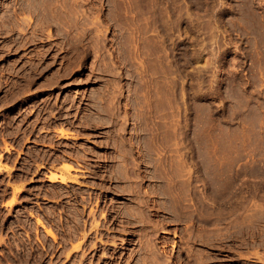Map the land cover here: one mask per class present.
<instances>
[{
  "label": "rangeland",
  "instance_id": "1",
  "mask_svg": "<svg viewBox=\"0 0 264 264\" xmlns=\"http://www.w3.org/2000/svg\"><path fill=\"white\" fill-rule=\"evenodd\" d=\"M21 2L0 0V264H264V0H66L67 25Z\"/></svg>",
  "mask_w": 264,
  "mask_h": 264
},
{
  "label": "bare ground",
  "instance_id": "2",
  "mask_svg": "<svg viewBox=\"0 0 264 264\" xmlns=\"http://www.w3.org/2000/svg\"><path fill=\"white\" fill-rule=\"evenodd\" d=\"M36 1V2H35ZM45 3H40V2H38L37 0H22V2L19 4L20 6H19V9L21 8V10H23V11H27V12H30L31 13V11L33 12L34 10H36L37 11V14H39L41 17V22H43V20L44 21H47V19L49 20V19H51V18H53V20H55L56 18H60V19H62L63 18V22H64V17L69 13V11H68V13H67V9H66V7H65V1L66 0H51L49 3L47 2V0H43ZM154 1V0H153ZM35 3H37V4H43V5H40L39 7H37V4H35ZM147 3V2H146ZM160 3V2H159ZM69 4V3H68ZM71 5L73 6V5H77V0H72V3H71ZM156 5V6H155ZM154 5V7H156V10H158V7H157V3ZM153 6V5H152ZM159 6V5H158ZM78 7V6H77ZM144 7H146V6H144ZM147 7H149V6H147ZM70 8V7H69ZM71 9V8H70ZM72 10V9H71ZM74 10H75V8H74ZM73 11V10H72ZM148 11V10H147ZM74 12V11H73ZM150 12H151V10H150ZM153 12V11H152ZM76 13H77V11H76ZM154 13V12H153ZM70 14H71V12H70ZM74 14V13H73ZM79 14V13H78ZM149 14V13H148ZM152 14V13H151ZM72 15V14H71ZM38 16V15H37ZM76 16V15H75ZM74 16V17H75ZM145 16V15H144ZM154 16V15H153ZM67 17V16H66ZM143 17V16H142ZM151 17V16H150ZM38 18V17H37ZM145 18V17H144ZM22 20L20 21V22H18L19 24H22L23 22H25V21H28V22H30V20L32 19L30 16H27V17H22L21 18ZM146 19V18H145ZM144 19V20H145ZM148 19V18H147ZM52 20V21H53ZM57 20H59V19H57ZM143 20V19H142ZM143 20V21H144ZM51 21V20H50ZM68 21V20H67ZM53 22H56V21H53ZM45 23V22H44ZM65 23V22H64ZM68 23V22H67ZM60 24V23H59ZM66 24V23H65ZM67 25V24H66ZM69 25V24H68ZM47 26H48V24H47ZM38 27V26H37ZM63 27H65V26H63ZM66 29V28H65ZM64 29H62V31H63ZM18 32V31H17ZM35 32V31H34ZM49 32V31H48ZM64 32V31H63ZM64 34V33H63ZM49 35V34H48ZM65 35H66V32H65ZM157 35V34H156ZM158 42V41H157ZM78 45V44H77ZM156 45H157V43H156ZM81 48H82V46H81ZM83 49V48H82ZM84 50H86L85 48H84ZM83 51V50H82ZM80 54V53H79ZM175 68V67H174ZM144 71V70H143ZM174 71H176V68H175V70ZM145 72V71H144ZM113 73V72H112ZM173 73H175V72H173ZM115 74V73H114ZM139 75V74H138ZM158 75V74H157ZM172 77H173V75H172ZM141 78V77H140ZM175 78V77H174ZM157 79V78H156ZM177 79V78H176ZM114 80V79H113ZM159 80V79H158ZM158 80H157V82H158ZM144 81V80H143ZM154 81V80H153ZM119 82V81H118ZM116 83V82H115ZM114 83V84H115ZM171 83V82H170ZM112 84V83H111ZM140 84V83H139ZM146 84L147 83H145V86H146ZM120 85V84H119ZM156 85V84H155ZM176 85L177 84H175V79H173V81H172V85H170L171 86V93H172V96L174 97L175 95H176ZM106 87V86H105ZM113 87H115V86H113ZM118 88H119V86H117ZM150 87V86H149ZM140 88V87H139ZM144 88V87H143ZM159 88V87H158ZM104 89V88H103ZM114 89V88H113ZM113 89H111V90H113ZM120 89V88H119ZM148 89V88H147ZM138 90V89H137ZM141 91V90H140ZM143 91H144V89H143ZM147 91H149V90H147ZM106 92V91H105ZM105 92H103V93H105ZM138 92V91H137ZM112 93H114V92H112ZM94 94V93H93ZM108 94V93H107ZM106 94V95H107ZM117 94V93H116ZM143 94V93H142ZM145 95V94H144ZM115 96V95H114ZM137 96V95H136ZM98 97V96H97ZM105 97V96H104ZM139 97V96H138ZM103 98V97H102ZM101 98V99H102ZM120 98V97H119ZM67 99V98H66ZM74 99V98H73ZM97 99V98H96ZM108 99V98H107ZM113 99V98H112ZM134 99V98H133ZM71 100V99H70ZM110 100H111V98H110ZM110 100H109V102H110ZM67 101V100H66ZM100 101H102V100H100ZM99 101V102H100ZM108 101V100H107ZM112 103L114 102V101H111ZM111 102H110V104H111ZM142 102H144V101H142ZM147 102V101H146ZM156 102V101H155ZM106 103V102H105ZM108 103V102H107ZM136 103V102H135ZM138 103V102H137ZM157 103V102H156ZM155 103V104H156ZM114 104H115V102H114ZM139 104H140V102H139ZM144 104V103H143ZM142 104V105H143ZM149 104V103H148ZM158 104V103H157ZM100 105V104H99ZM99 105H98V107H99ZM121 105V104H120ZM120 105H118L117 107H119ZM141 105V104H140ZM139 105V106H140ZM146 105V104H145ZM100 106H102L103 107V105H100ZM112 106V105H111ZM116 107V105H113V107ZM138 106V107H139ZM102 107H100V109H102ZM108 107H109V104H108ZM103 108H105V107H103ZM106 108H107V106H106ZM112 108V107H111ZM115 109H117V111H118V109L119 108H115ZM114 109V110H115ZM143 109V108H142ZM147 109H148V106H147ZM103 110V109H102ZM105 110V109H104ZM103 110V111H104ZM114 110H112V111H114ZM120 110V109H119ZM127 110V109H126ZM150 110V109H149ZM106 111V110H105ZM147 111V110H146ZM107 112V111H106ZM109 112V111H108ZM152 112V111H151ZM104 113V112H103ZM135 113V112H134ZM133 113V114H134ZM140 113V112H139ZM150 113V112H149ZM148 113V114H149ZM109 114V113H108ZM115 114V113H114ZM120 114V113H119ZM141 114V113H140ZM147 114V115H148ZM104 115V114H103ZM116 116V115H115ZM133 116V115H132ZM138 116V115H137ZM119 117V116H118ZM102 118V117H101ZM93 120V119H92ZM102 120V119H101ZM142 121V120H141ZM93 122V121H92ZM137 122V121H136ZM110 123H112V122H110ZM140 123V122H139ZM88 125H90V124H88ZM139 125V124H138ZM132 126V125H131ZM146 126V125H145ZM142 127V126H141ZM174 127V126H173ZM114 128V127H113ZM146 130H147V128H146ZM121 131V130H120ZM143 131H145V130H143ZM157 131V130H156ZM60 132H61V135L62 136H64V137H68L70 134L68 133V132H65V131H63V130H60ZM106 132V131H105ZM127 132V131H126ZM141 132V131H140ZM147 132V131H146ZM153 133H155V132H153ZM96 135V134H95ZM123 135V134H122ZM121 135V136H122ZM72 136V135H71ZM114 136V135H113ZM156 136V135H155ZM158 136V135H157ZM73 138H74V136H72ZM134 137V136H133ZM139 137V136H138ZM71 138V137H70ZM76 138V137H75ZM125 138V137H124ZM103 140V139H102ZM124 142V141H123ZM123 142H121V143H123ZM132 142V141H131ZM143 142V141H142ZM146 142V141H145ZM118 143V142H117ZM124 144V143H123ZM131 144V143H130ZM129 144V145H130ZM145 144V143H144ZM148 144V143H147ZM127 145H128V143H127ZM128 145V146H129ZM132 145H134V144H132ZM131 145V146H132ZM79 146V145H78ZM106 146V145H105ZM119 146H120V143H119ZM123 147H119V149H121V152L122 153H120V154H122L123 156H121V157H124L125 159L126 158H128V156H129V161L130 162H132L131 160L132 159H134V158H132L133 157V152H132V148H131V146H125V145H122ZM145 146V145H144ZM86 148V147H85ZM6 150H8V148H6ZM76 150V149H75ZM78 150H76V152H77ZM158 151V150H157ZM120 152V151H119ZM148 152H149V150H148ZM89 153V152H88ZM100 153V152H99ZM141 153V152H140ZM79 154V153H78ZM106 155V154H105ZM119 155V154H118ZM98 156V155H97ZM103 156V155H102ZM83 157V156H82ZM120 157V156H119ZM130 157H131V159H130ZM158 157V156H157ZM123 158V159H124ZM122 159V160H123ZM107 160V159H106ZM112 160V159H111ZM115 160V159H114ZM127 160V159H126ZM118 161H119V159H118ZM134 161H136V159L134 160ZM133 161V165H135V163H137V162H134ZM159 161V160H158ZM157 161V162H158ZM122 162V163H121ZM125 162H127V161H119V162H117V164H119V163H121V164H119V165H117V167H118V169H120V172L124 175V174H126L124 177H128L127 176V174H129V176H131L133 173H134V168H136V165L135 166H131V167H128L131 163H125ZM161 163V162H160ZM129 164V165H128ZM163 164V163H162ZM161 164V165H162ZM115 165V166H116ZM155 166V165H154ZM158 166H159V164H158ZM157 166V167H158ZM117 167H116V170H118L117 169ZM163 167V166H162ZM64 168L67 170V171H69V170H78V168H76V167H74L72 164H68V165H66V164H64ZM164 168V167H163ZM113 169H114V167H113ZM137 169V168H136ZM159 170V169H158ZM116 172V171H115ZM119 172V171H118ZM166 172V171H165ZM170 172V171H169ZM173 172V171H172ZM50 174L48 175V180H50V181H55V180H58V181H60V182H66L67 180L66 179H68V177L66 178L65 176H63V175H60V174H56V173H54V172H49ZM117 173V172H116ZM121 173H119L120 175H122ZM159 173H160V171H159ZM165 174V173H164ZM138 175V174H137ZM136 175V176H137ZM100 176V175H99ZM133 176H135V175H133ZM153 176V175H152ZM155 176H157V175H155ZM162 176V175H161ZM132 177V176H131ZM131 177H130V180H131ZM143 177H144V175H143ZM162 177H164V176H162ZM71 178V177H70ZM73 178V177H72ZM76 178V177H75ZM70 179V180H72V181H74V182H76V183H78L77 182V180L76 179ZM137 178H139V177H137ZM157 178H158V176H157ZM156 178V179H157ZM159 178H160V176H159ZM169 178V177H168ZM167 178V179H168ZM133 179H134V177H133ZM135 179H136V177H135ZM134 179V180H135ZM166 179V178H165ZM127 180H128V178H127ZM133 180V181H134ZM157 180H159V179H157ZM162 181V180H161ZM165 181V180H164ZM132 182V181H131ZM131 182H129V183H131ZM133 183V182H132ZM137 183V182H136ZM135 183V184H136ZM164 183V182H163ZM172 183V182H171ZM139 184V183H138ZM138 184H137V187H138ZM163 185V184H162ZM131 186V185H130ZM133 186L134 185H132L130 188H129V190L131 189V191H132V189H137V187L136 188H133ZM140 186V185H139ZM166 186V185H165ZM115 187V186H114ZM120 187V186H119ZM122 187V186H121ZM126 187V186H125ZM126 187V188H127ZM125 188V189H126ZM127 188V189H128ZM141 187H139L138 188V190L140 189ZM18 189V188H17ZM123 190V189H122ZM166 190V189H165ZM146 191V190H145ZM170 191V190H169ZM164 191H162V193H163ZM134 193V192H133ZM135 193H136V190H135ZM134 193V194H135ZM140 193V192H139ZM168 193V192H167ZM166 194V193H165ZM151 195V194H150ZM129 196V195H128ZM135 197H132V198H130L131 200H129L128 202H130V204H128V205H126V201L124 202V205H126L125 207L127 208V210H125L126 212L129 210H132L133 212H134V215L136 214V212H137V214L140 216V217H147V210H146V207H147V205H146V203H145V199H144V197H143V195H137V197H136V195H134ZM126 197V196H125ZM146 197V196H145ZM148 197V196H147ZM171 197H173V196H171ZM170 198V197H169ZM114 199V198H113ZM118 199V198H117ZM110 200V199H109ZM169 200V199H168ZM120 201V200H119ZM114 202V201H113ZM119 203V202H118ZM136 204H139V206H138V210H137V208H135V206H137ZM123 205V204H122ZM117 206H118V204H117ZM146 206V207H145ZM119 207V206H118ZM118 209V208H117ZM117 209H115V210H117ZM122 209V208H121ZM149 210V209H148ZM76 211V210H75ZM136 211V212H135ZM73 212V211H72ZM115 212V211H114ZM123 212V211H122ZM131 212V211H130ZM133 212H131L132 214H133ZM127 213H129V212H127ZM123 215V214H122ZM134 215H132V216H134ZM74 216V215H73ZM136 218V217H135ZM151 218V217H150ZM42 219V218H41ZM41 219H39V217L38 218H36V221L44 228V230H45V232L48 234V235H50V236H52L53 238H55V233H53V230H51L50 228H47V226H45V225H47V224H44V222L41 220ZM137 220H139L138 218H137ZM147 222V221H146ZM69 224V223H68ZM140 224V223H139ZM143 231V230H142ZM213 234V233H212ZM151 239V238H150ZM151 241V240H150ZM149 241V242H150ZM148 242V243H149ZM152 242V241H151ZM154 242V241H153ZM152 242V243H153ZM144 244V243H143ZM79 245V244H78ZM78 245H75V247H77ZM148 245V244H147ZM144 246V245H143ZM152 247H154V246H152ZM151 248V247H150ZM158 248V247H157ZM146 249V248H145ZM154 250H156V249H154ZM159 251V250H158ZM157 251V252H158ZM150 252V251H149ZM154 252V251H153ZM156 253V251L154 252V254ZM196 254V253H195ZM143 255H145V254H143ZM156 255V254H155ZM199 255V254H198ZM159 256V255H158ZM143 257V256H142ZM153 257V256H152ZM155 257V256H154ZM156 257H157V255H156ZM200 257V256H199ZM158 258V257H157ZM143 259V258H142ZM156 259V258H155ZM155 259H153V260H155ZM197 259H200V258H197ZM158 262V261H157ZM197 262V261H196ZM159 263V262H158Z\"/></svg>",
  "mask_w": 264,
  "mask_h": 264
},
{
  "label": "flooded vegetation",
  "instance_id": "3",
  "mask_svg": "<svg viewBox=\"0 0 264 264\" xmlns=\"http://www.w3.org/2000/svg\"><path fill=\"white\" fill-rule=\"evenodd\" d=\"M91 165L99 166V165H102V164H100V163H99V164H97V163H94V164H91ZM79 170H82V169H79ZM97 171H99V172H101V171H102V172H103V171H104V169H99V170L97 169ZM103 174H104V173H102V175H103ZM88 177L99 178V177H98V174H95V175H88ZM222 255H227V254H226V253H223Z\"/></svg>",
  "mask_w": 264,
  "mask_h": 264
}]
</instances>
